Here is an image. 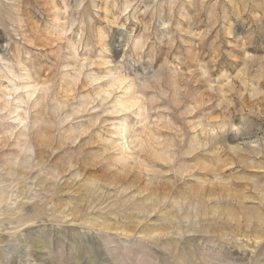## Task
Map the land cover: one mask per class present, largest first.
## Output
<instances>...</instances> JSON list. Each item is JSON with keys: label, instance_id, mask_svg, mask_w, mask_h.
Listing matches in <instances>:
<instances>
[{"label": "rangeland", "instance_id": "rangeland-1", "mask_svg": "<svg viewBox=\"0 0 264 264\" xmlns=\"http://www.w3.org/2000/svg\"><path fill=\"white\" fill-rule=\"evenodd\" d=\"M0 264H264V0H0Z\"/></svg>", "mask_w": 264, "mask_h": 264}, {"label": "bare ground", "instance_id": "bare-ground-1", "mask_svg": "<svg viewBox=\"0 0 264 264\" xmlns=\"http://www.w3.org/2000/svg\"><path fill=\"white\" fill-rule=\"evenodd\" d=\"M129 107V104L126 102L119 101L118 104H115V108L118 111L126 110ZM118 138H117V145L120 148V153L122 161H127L130 156L132 155V152L130 150V143H129V133H128V126L127 124H123L120 128L119 131L117 132ZM142 137L140 135H136L134 139L132 140V143L141 141Z\"/></svg>", "mask_w": 264, "mask_h": 264}]
</instances>
